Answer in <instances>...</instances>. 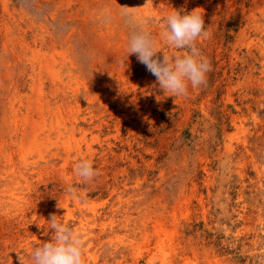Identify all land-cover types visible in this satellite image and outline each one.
Here are the masks:
<instances>
[{
  "label": "rangeland",
  "instance_id": "374dc122",
  "mask_svg": "<svg viewBox=\"0 0 264 264\" xmlns=\"http://www.w3.org/2000/svg\"><path fill=\"white\" fill-rule=\"evenodd\" d=\"M180 9L203 15L212 70L174 98L127 42L184 54L160 37ZM51 214L85 264H264V0H0V264L49 240Z\"/></svg>",
  "mask_w": 264,
  "mask_h": 264
},
{
  "label": "clouds",
  "instance_id": "9594fccd",
  "mask_svg": "<svg viewBox=\"0 0 264 264\" xmlns=\"http://www.w3.org/2000/svg\"><path fill=\"white\" fill-rule=\"evenodd\" d=\"M182 12L183 9L174 10L164 18L160 37L168 46L184 54L171 57L163 54L161 58L157 55L160 50L156 39L144 29L134 28L127 42V58L129 55H136L138 62L156 77L158 87L164 95L174 98L186 97L189 87L196 89L206 85L207 74L212 70L210 60L198 47L199 41L210 36L203 15L196 9L190 13ZM122 15L130 23L136 20L127 11L122 12ZM73 173L82 183H90L100 175L93 160L86 157L74 163ZM65 191L72 199H80L74 185H67ZM59 217L51 214L47 220L51 232L49 240L34 247L27 258L17 253L19 264H85V241L82 234Z\"/></svg>",
  "mask_w": 264,
  "mask_h": 264
}]
</instances>
